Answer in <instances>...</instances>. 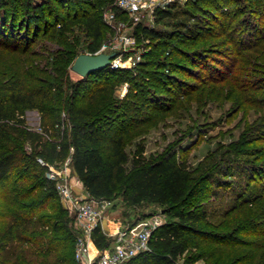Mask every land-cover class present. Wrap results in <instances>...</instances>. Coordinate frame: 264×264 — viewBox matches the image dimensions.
<instances>
[{"label":"trees","instance_id":"1","mask_svg":"<svg viewBox=\"0 0 264 264\" xmlns=\"http://www.w3.org/2000/svg\"><path fill=\"white\" fill-rule=\"evenodd\" d=\"M113 4L114 0H0V47L9 51L13 58L22 60L18 72L10 69L0 74V135L20 129L26 139L42 144L53 161L62 162L71 158L74 172L86 191L95 198L113 200L118 197L122 186L121 194L128 202L141 204L150 201L168 205L174 219L156 226L149 239V249L129 258L125 264H173L191 250L197 252L187 257V264L199 259H212L227 251L235 254L228 264H264V133L256 138L243 135L231 141L218 153V159L215 156V163L202 173L189 162L188 154L180 156L173 146L150 155L143 143L137 144L133 155L127 149V136L133 127L161 120L167 112L177 114L193 102L208 103L214 95L210 97L208 94L204 99L200 93H204L210 83L227 89V95H233L234 103L243 99H240L243 91L254 88L248 80L252 71L246 67L234 72L233 66L227 73L204 77L194 66L213 67L208 59L214 52L236 59L242 50L240 45L243 49L251 48L254 42L246 41L252 40L254 31H246L243 23L244 20L248 22L253 12L261 10L262 13L264 1L258 0L257 6L247 11L245 5L234 6L225 12L227 17L222 19L215 9L205 8L199 0L193 3L194 9L201 11L199 14L190 8L181 11L176 3L158 9L155 13L157 20L179 14L182 17L174 22L171 31L148 26L141 29L142 34L156 41L148 45L144 59L135 66L132 85L124 97L119 96L116 90L127 75L110 79L85 93L89 90L91 75L108 71L115 76L120 70L130 72L129 69L108 66L76 82L70 81L68 89L71 92L67 98L60 97L63 102L45 103V99L54 94L53 81L60 83L56 89L60 92L65 90L62 83L65 75L69 74L67 69L82 53L77 50L80 37L73 34V24L78 23V28L89 38L85 49L96 53L110 30L104 12ZM204 13H212V17L204 18L201 16ZM193 18L195 20L191 22ZM216 20H220L223 26L218 30L213 26ZM33 21L36 35L49 37L61 46L54 51V58L50 59V50L42 44H39L41 51L32 48L36 38L32 40L28 37L24 44L11 40L18 36V27L30 30ZM238 32L250 36L238 37ZM209 38L217 40L207 44ZM228 43V48L222 50L221 46ZM42 60L53 65L51 67L56 75L49 67L40 66ZM257 64L261 66L264 77V61L259 60ZM176 70L183 73L179 79L181 91L174 90L176 99L164 102L158 87L174 82ZM239 75H246L248 79H241ZM192 76L205 85L189 80ZM40 79L47 81L39 87L31 85V82ZM199 89L200 93L196 95ZM152 104L161 106L165 112L150 111ZM192 107L190 105L189 108ZM36 109L42 113L43 132L26 127L27 112ZM261 124H264V117L248 128ZM52 135L59 138L51 140L49 136ZM254 140L261 141L256 150L248 147ZM24 158L30 166V160L40 164L37 157L27 155ZM17 159L18 150L11 149L0 154V179L8 176ZM235 169H242L246 174L244 187L234 195L231 207L221 214L211 213L206 205L207 199L222 196L221 188L215 187L212 179L219 173L216 178L220 177L228 183L227 178H222L220 174L229 177ZM45 179L49 180L47 176ZM237 182L233 180V183ZM31 191L28 188L21 196L27 197ZM50 195L54 196L55 192ZM42 202H30L10 211V218L0 228V264H19L16 250L10 251L8 244L15 240H34L32 234H24L23 231L42 222L43 216H35ZM242 229V233L249 237L241 236ZM70 236L77 243L78 234L73 235L70 231ZM93 243L100 249L109 245V238L101 225L94 229ZM210 244L211 248H206ZM54 252L53 246H50L46 256ZM43 264L58 262L56 258H47Z\"/></svg>","mask_w":264,"mask_h":264},{"label":"rangeland","instance_id":"2","mask_svg":"<svg viewBox=\"0 0 264 264\" xmlns=\"http://www.w3.org/2000/svg\"><path fill=\"white\" fill-rule=\"evenodd\" d=\"M195 1L197 0H173L170 4L176 3L181 11H183L184 8H190L194 11L193 3ZM199 1L205 8L215 9L220 19L227 17L225 12L234 6L245 5V10L247 11L252 7H256L258 2V0ZM218 4L220 5L219 7H217ZM109 10L110 8H106L105 11ZM114 11H116L120 17H126L119 9H114ZM200 12L201 11L195 10L196 14ZM201 16H205L204 18H207V16L212 17V13L211 15L204 13L201 14ZM120 17L119 19H121ZM180 17H182V15L179 14L171 18L157 20L156 15L149 16L147 13L138 14L137 16H129V18L126 19L128 20L126 22L127 24L122 30L118 31L110 28V30L107 31L104 43L111 49L119 51L126 47V44L120 37L121 34L126 33L135 37V41L128 45L131 50L123 53L122 67H120L121 69H129L130 72L127 73V71L120 70L115 76H113L114 74L112 72L108 71L91 75L89 77V90L85 91V93H88L90 90H95L110 79L127 75V79L121 80V84L116 90L119 96L124 97L129 87L132 85V75L136 72L135 66L137 65L132 66L130 63L131 59L138 54H141V60L144 59L143 54L149 49L148 45L154 40L156 41L155 38L142 34L141 29L144 26H148L163 31H171L174 22ZM243 19H245V17H243ZM193 20H195V18L191 19V22H193ZM219 21L220 20H216L213 23L214 29L218 30L223 27ZM73 26V34H79L80 37L77 50L79 52H88L85 49V43L89 38L84 35L85 32L78 28V23L73 24ZM243 27L246 28L245 30L248 32L250 30L254 31V34L251 35L252 40L247 39L246 41L248 43L254 42L251 48L243 49L242 45H240L242 50L240 56L237 55L236 59L226 57L219 52L211 53V57L208 61L213 67L205 68L194 66V68L200 70L202 76L208 77L212 74L227 73L233 66L235 68L234 72H237L241 67H246L249 71H252V76H250L249 79L246 75L239 76L241 79H248L254 88L249 91H243L240 98L243 99L239 103H234L232 100L233 95H227V89L222 88L219 84L213 85L216 83H210L207 85L208 89L204 91V93H200V89L195 93L196 95L200 93L203 98L208 94H210V97L214 95L208 103L203 104L202 102L200 105L193 102V104H188V110L187 108L184 110L182 109L177 114L171 113L172 111L167 112L161 120L156 119L143 124L141 127H133V130L130 131L127 136V149L131 155H133L138 143L145 144L146 153L148 155L152 153L158 154L166 148L173 146L180 156L188 154L189 162L202 173L215 163V156L217 155L218 159V153L222 151L225 146L229 145L231 141L243 135L250 137L255 136L256 138V136L264 133V124L248 128L251 123H257L264 117V107H260L264 104V77H262L263 73L261 66L257 64L259 60L264 61V10L262 13L261 10L253 12L247 23H245L244 20ZM258 28L260 29L257 30ZM17 34L18 36L11 39L13 42L24 44L28 37L32 40L36 38L32 48L41 51L42 48H39V44H42L44 48L46 47L50 50V59L54 58V51L61 47L49 37L40 34L36 35L35 21H33L30 30L25 27H18ZM243 34V32H238V37ZM247 35L248 33H245L243 36ZM248 36H250V34ZM216 40L217 38H209L206 43L209 44ZM199 44H202V42ZM227 45L229 46V43L222 45V50L223 48H228ZM44 60L39 62V64H41L40 66L49 67L53 74H55V71L52 69L53 65L51 64V67L49 64L45 63ZM21 61L22 60L18 58H13L9 51H4L0 47V74L4 72L3 70L7 71L10 69L18 72L17 70L21 68ZM67 70L69 74L65 75L64 82L62 83L65 90L60 92L59 89H56L57 84H60L59 81H53L54 88L52 92L54 94L52 97L45 99V103L57 104L63 102L61 98L64 99L70 95L71 89H68L70 81L76 82L84 77L72 70L71 65H69ZM176 74L177 78L174 82H166L158 87V92L161 93L160 96H164L165 98L164 102L171 101L174 98L176 99L177 95L175 91H181L182 86L179 83V79L183 77V73L180 70H176ZM189 78L192 82H200L205 85L204 82L199 81L194 76ZM41 79L34 80L31 82V85L38 87L42 86L47 80L43 81ZM228 96H231V98ZM204 99L207 98L205 97ZM179 100H182V98ZM158 102L159 101L156 102V105ZM156 105L152 104L150 106V111H164V109H161V106L159 107ZM190 105H193L192 109L189 108ZM42 121V113L39 110H29L27 112L25 121L27 129L43 132ZM45 137L48 138L47 135H45ZM49 137L51 140L59 138L58 135ZM260 142L261 141L254 140L248 147L256 150V146H259ZM248 147L246 146L245 148ZM11 149L18 150V159L8 176L4 179H0V228L10 218L9 213L12 209L20 205L30 204V202L43 201L35 214L36 217H43L41 223L23 231L24 234H32L34 238L32 242L15 240L13 243H9L7 248L11 247L10 251L12 249L16 250L19 264H43L47 258H56L58 264H83L76 257V241L70 236V231L73 232V235L79 233L75 225V211L62 200L57 191L55 181L48 177L50 181L45 179L50 167L60 170L64 167L65 161H53L43 150L42 144H39L37 140L33 141L26 139L20 129L9 131L2 136L0 135V154ZM27 155L37 157V159L42 158L48 165H43L39 160L41 165L30 160V166L24 158ZM224 171L227 172L226 167ZM68 173L77 196L83 197L86 191L81 186L79 179L74 177L75 173L71 162L68 165ZM218 174L219 173H216V176ZM216 176L212 179L213 185L217 188H221L222 196L210 197L207 199L206 205H208V210L211 213L221 214L226 208L232 206L234 195L244 187L247 176L242 169H240V171L235 169V173L229 175V177L220 174L222 178H227L225 180H228V183H224L222 179H219L220 177L216 178ZM233 180H238V182L233 183ZM28 188L32 190L31 193L27 197H22L21 193L26 192ZM122 191L123 187L121 186L118 190V197L111 201L112 203L106 212L107 223L104 228L109 238L108 246L112 245L116 237V230L119 228L128 226L137 227L139 229L151 228L154 225H159L174 219L172 213L168 211V205L150 201L134 204L124 199V196L121 194ZM51 192H55V195H50ZM5 193L7 195H5ZM6 213L7 217H4ZM242 232H244V229L241 231V236L249 237V235ZM50 246H53V250L56 253L54 252L50 256H46V252L49 250ZM211 246L212 244L206 248H211ZM102 250L103 249L100 248H94L93 253L95 256H98V253ZM195 252L197 251L191 250L185 253L173 264H187V257L191 254H195ZM54 254H56V257ZM234 256V253L227 251L224 252L223 255H216L212 259H199L191 264H228Z\"/></svg>","mask_w":264,"mask_h":264},{"label":"built area","instance_id":"3","mask_svg":"<svg viewBox=\"0 0 264 264\" xmlns=\"http://www.w3.org/2000/svg\"><path fill=\"white\" fill-rule=\"evenodd\" d=\"M173 0H114V4L109 11L104 12V19L111 29L122 30L126 26V20L129 16H137L138 14L147 13L154 16L158 9L166 8ZM119 9L126 17H120L114 11ZM119 17L121 19H119ZM126 47L123 50H114L107 44H102L101 48L96 52L117 51V56L113 58L111 68L122 67L123 53L130 51L129 44L135 41V37L123 33L120 35ZM141 54L131 59V65L135 66L141 61ZM38 160L46 165L42 159ZM71 158L65 160V165L60 170L50 167L47 177L55 181L57 191L62 200L71 206L75 211V225L79 231L76 243V257L83 264H124L129 258L149 249V239L153 229L151 228L123 227L116 230V237L112 245L103 248L98 256L93 253L94 248L99 249L93 243L94 229L101 225L104 228V221L107 219V210L111 205V200L107 198H95L90 194L78 197L73 187L72 181L68 173V165ZM48 165V164H47ZM51 166V165H50Z\"/></svg>","mask_w":264,"mask_h":264},{"label":"water","instance_id":"4","mask_svg":"<svg viewBox=\"0 0 264 264\" xmlns=\"http://www.w3.org/2000/svg\"><path fill=\"white\" fill-rule=\"evenodd\" d=\"M117 51L90 53L82 52L74 59L71 69L82 76L89 75L97 70L107 68L112 64Z\"/></svg>","mask_w":264,"mask_h":264},{"label":"crops","instance_id":"5","mask_svg":"<svg viewBox=\"0 0 264 264\" xmlns=\"http://www.w3.org/2000/svg\"><path fill=\"white\" fill-rule=\"evenodd\" d=\"M75 174H74V177H77L78 179H79V176L77 175V173L76 172H74ZM79 181L81 182V180L79 179ZM81 186L84 188V185H83V183L81 182ZM85 189V188H84ZM85 191H86V189H85ZM86 193H88L87 191H86ZM89 194V193H88ZM112 201V200H111ZM106 223H107V219L104 221V226L106 225Z\"/></svg>","mask_w":264,"mask_h":264}]
</instances>
